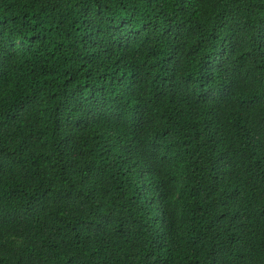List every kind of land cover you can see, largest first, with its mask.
<instances>
[{
  "label": "trees",
  "instance_id": "trees-1",
  "mask_svg": "<svg viewBox=\"0 0 264 264\" xmlns=\"http://www.w3.org/2000/svg\"><path fill=\"white\" fill-rule=\"evenodd\" d=\"M0 264H264V0H0Z\"/></svg>",
  "mask_w": 264,
  "mask_h": 264
}]
</instances>
